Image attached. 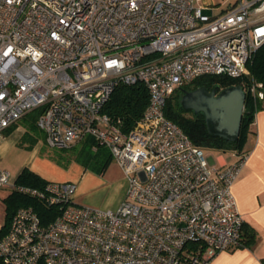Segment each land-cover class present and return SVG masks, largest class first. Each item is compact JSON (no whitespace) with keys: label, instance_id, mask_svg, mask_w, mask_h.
I'll return each mask as SVG.
<instances>
[{"label":"built area","instance_id":"1","mask_svg":"<svg viewBox=\"0 0 264 264\" xmlns=\"http://www.w3.org/2000/svg\"><path fill=\"white\" fill-rule=\"evenodd\" d=\"M199 1V0H198ZM0 0V140L32 110L48 146L93 138L128 185L115 208L75 201L77 183L0 188L57 210L19 206L0 238L3 264H210L242 246L232 185L247 154L222 167L168 118L181 86L239 77L264 44V0ZM141 82L148 102L125 130L104 111L115 86ZM250 93L264 100L262 83Z\"/></svg>","mask_w":264,"mask_h":264},{"label":"trees","instance_id":"2","mask_svg":"<svg viewBox=\"0 0 264 264\" xmlns=\"http://www.w3.org/2000/svg\"><path fill=\"white\" fill-rule=\"evenodd\" d=\"M250 82L262 83L264 90V44L255 52L252 60L248 63L247 73L239 77H229L225 75H203L193 81L185 84L175 90L169 97L165 106V114L168 118L177 123L188 135L194 145L204 149H211L216 153L233 151L237 154L245 153L250 124L253 121L254 113L259 107V102L264 100L256 99L248 90L247 85ZM241 84L246 91L243 117L239 137L236 141H228L219 136L208 133L204 114L200 112L197 116L191 110H185L180 104V97L185 90L194 89L200 85H205L208 89L214 85L221 88ZM148 102V92L141 82L135 84L119 83L112 91L109 100L105 104L104 111L111 117L119 119L125 130L131 128L138 119L141 118L143 111ZM32 118L26 125V133L36 129V118L40 109L30 111ZM13 129V124L4 131V135ZM72 160L78 162L85 170L90 169L96 173H102L112 160L111 154L107 148L99 145L93 138L83 140V145ZM38 173L28 167H23L16 178V183L33 187H44L46 182ZM5 203V222L0 226V238L5 233L9 220L19 206L31 205L42 216H53L56 212L55 207H47L39 200L27 195L12 191L4 198ZM247 241L245 240V243ZM0 264H3L0 262ZM42 264V263H40Z\"/></svg>","mask_w":264,"mask_h":264},{"label":"rangeland","instance_id":"3","mask_svg":"<svg viewBox=\"0 0 264 264\" xmlns=\"http://www.w3.org/2000/svg\"><path fill=\"white\" fill-rule=\"evenodd\" d=\"M207 1L214 6L226 3L224 0ZM195 3L199 6L203 1L196 0ZM32 116V113H27L19 122L27 125ZM14 138L16 140H12ZM9 140L12 141L0 154V167L9 171L12 176H16L24 166H27L48 178V181H74L77 183L75 201L96 208H114L125 196L128 179L114 159L102 173L90 169L81 170L83 167L72 160L73 155L81 149L83 141L69 148L50 147L45 142L43 131L38 127L25 135L15 131L10 135ZM204 152L208 163L216 154L211 149H204ZM68 176L75 178L65 180ZM0 190L4 192L3 188ZM2 221L3 210L0 209V223Z\"/></svg>","mask_w":264,"mask_h":264},{"label":"crops","instance_id":"4","mask_svg":"<svg viewBox=\"0 0 264 264\" xmlns=\"http://www.w3.org/2000/svg\"><path fill=\"white\" fill-rule=\"evenodd\" d=\"M19 120L13 124V129L0 140V154L8 143L16 140V138L9 140L13 132L27 134L26 125H22ZM244 150L247 159L232 185V193L242 216L243 245L219 252L210 264H264V101L259 102V107L254 113ZM237 156V153L233 151L217 152L209 164L222 167L234 162ZM28 168L36 172L33 168ZM65 178V180H73L75 177ZM3 191L0 192V209L3 210V221L0 226L5 222L4 198L10 193L7 188H3ZM245 240L247 244H244Z\"/></svg>","mask_w":264,"mask_h":264},{"label":"water","instance_id":"5","mask_svg":"<svg viewBox=\"0 0 264 264\" xmlns=\"http://www.w3.org/2000/svg\"><path fill=\"white\" fill-rule=\"evenodd\" d=\"M245 97L246 91L241 84L224 88L214 85L210 89L200 85L185 90L180 97V104L195 116L200 112L204 114L209 134L236 141L240 133Z\"/></svg>","mask_w":264,"mask_h":264}]
</instances>
